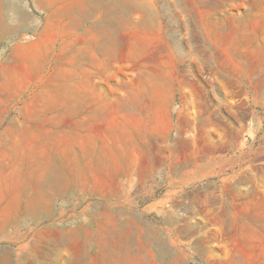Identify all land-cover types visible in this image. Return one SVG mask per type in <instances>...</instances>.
Wrapping results in <instances>:
<instances>
[{
	"label": "rangeland",
	"instance_id": "obj_1",
	"mask_svg": "<svg viewBox=\"0 0 264 264\" xmlns=\"http://www.w3.org/2000/svg\"><path fill=\"white\" fill-rule=\"evenodd\" d=\"M92 1L0 0V71L14 63L13 92L30 81L12 101L0 95V133L9 117L28 122L30 98L54 70V84L65 81L72 42L93 22L77 13ZM94 8L116 51L96 88L120 124L118 153L110 171L93 164L96 177L79 190L65 177L49 214L17 212L0 231V255L9 264H264V0H94ZM7 148L0 202L16 204L28 181Z\"/></svg>",
	"mask_w": 264,
	"mask_h": 264
},
{
	"label": "crops",
	"instance_id": "obj_2",
	"mask_svg": "<svg viewBox=\"0 0 264 264\" xmlns=\"http://www.w3.org/2000/svg\"><path fill=\"white\" fill-rule=\"evenodd\" d=\"M77 18L93 22L89 23V26L84 28L72 42L71 65L63 73V76L64 74L66 76L65 81L59 82L58 85L54 84L57 82L54 77L58 72L54 70L48 75L45 90L34 93L30 98L28 115L26 114L28 119L25 116L28 122L24 126L12 124L9 123L12 119L9 117L7 125L1 130L0 148L5 144L8 145L7 149L12 148L8 152L13 153L16 158L13 170L17 174L21 172L23 175L20 176L28 182L20 194L18 203L14 204L8 200L2 204L0 202V209L3 211L0 216V231L11 219L16 223L17 212H22V215L24 214L28 219H31L33 214L35 217L41 213L49 214L52 200L63 196L62 181L65 177L77 179L79 190L81 180L96 177L92 175L93 164H108L110 171L111 157L118 153L113 151V145L119 146L117 141H113V133L120 130V124L113 126L111 101L101 92H97L96 88L97 72L105 69L116 53L115 50L113 51L112 30L96 28L94 0L92 9L88 8L86 11L83 8L77 13ZM99 25L106 24L99 23ZM125 56L128 58L127 49ZM11 64L5 65L0 71V95L5 93L1 98L7 102L12 101L15 92L22 91L30 82L26 76L21 89L11 91L9 88L11 76L10 71H7V67ZM45 65L46 62L32 78L43 72ZM22 66L27 71L30 68L23 61L18 67ZM34 67L39 70L40 64L34 63ZM17 75L21 76V72H17ZM51 93H54L53 96ZM4 118L5 116L3 120ZM23 147L27 151H24ZM65 148L72 149L67 158L64 154ZM52 181L60 183V191H54L53 188L57 189V184ZM34 195L43 198L37 200V206L32 208L29 206V201ZM10 212L14 214L11 216ZM8 258L7 253L1 254L0 264H9Z\"/></svg>",
	"mask_w": 264,
	"mask_h": 264
},
{
	"label": "bare ground",
	"instance_id": "obj_3",
	"mask_svg": "<svg viewBox=\"0 0 264 264\" xmlns=\"http://www.w3.org/2000/svg\"><path fill=\"white\" fill-rule=\"evenodd\" d=\"M17 19H18V18H17ZM20 24H21L20 22L17 23V25H14L13 27L9 28L7 32H9L10 30H13L15 27H16V28H19V27H20ZM23 24H24V23H23ZM24 25H25V24H24ZM21 27H22V25H21ZM10 72H11V71H10ZM16 73H17V72H16ZM16 73H15V74H16ZM10 74H12V73H10ZM13 74H14V73H13ZM18 74H19V73H18ZM20 78H21V77H20ZM23 78H24V77H23ZM19 80H20V79H19ZM21 80H22V79H21ZM21 82H22V81H21ZM21 86H22V85H21ZM21 86H20V87H21ZM52 182H53V181H52ZM34 207H35V206H34ZM107 250H108V249H107Z\"/></svg>",
	"mask_w": 264,
	"mask_h": 264
}]
</instances>
